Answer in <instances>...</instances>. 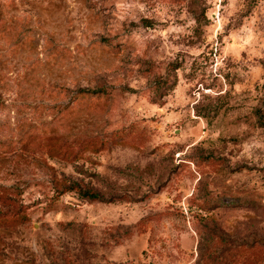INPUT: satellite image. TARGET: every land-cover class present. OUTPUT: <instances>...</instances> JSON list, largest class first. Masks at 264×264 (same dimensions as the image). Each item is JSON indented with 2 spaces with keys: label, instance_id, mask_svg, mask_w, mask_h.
<instances>
[{
  "label": "rangeland",
  "instance_id": "1",
  "mask_svg": "<svg viewBox=\"0 0 264 264\" xmlns=\"http://www.w3.org/2000/svg\"><path fill=\"white\" fill-rule=\"evenodd\" d=\"M0 214V264H264V0H0Z\"/></svg>",
  "mask_w": 264,
  "mask_h": 264
},
{
  "label": "trees",
  "instance_id": "2",
  "mask_svg": "<svg viewBox=\"0 0 264 264\" xmlns=\"http://www.w3.org/2000/svg\"><path fill=\"white\" fill-rule=\"evenodd\" d=\"M43 146L47 147L50 151L52 152H57L56 154H64L67 155L68 149L64 150V147L67 145L66 144H57V143H52V139H49L47 143H45ZM67 191H74L76 190L81 197L84 200H88L89 202H96L99 201V196L88 190V191H83L81 190L77 185L67 187ZM27 218L25 216H7V215H2L0 214V227H15L21 224H24L26 222Z\"/></svg>",
  "mask_w": 264,
  "mask_h": 264
}]
</instances>
